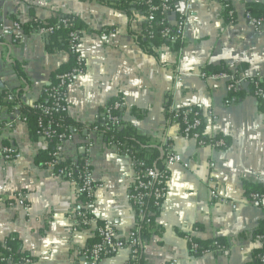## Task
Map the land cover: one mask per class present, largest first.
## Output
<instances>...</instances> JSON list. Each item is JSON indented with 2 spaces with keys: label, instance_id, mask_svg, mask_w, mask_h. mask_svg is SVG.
Wrapping results in <instances>:
<instances>
[{
  "label": "crops",
  "instance_id": "1",
  "mask_svg": "<svg viewBox=\"0 0 264 264\" xmlns=\"http://www.w3.org/2000/svg\"><path fill=\"white\" fill-rule=\"evenodd\" d=\"M244 3L264 6V0H229L231 22L214 0H178L168 22L183 20L182 40L177 49L164 41L152 56L136 43L144 22L134 8L129 20L125 12L96 0H0V149L12 147L20 155L11 162L0 157V244L17 238L30 264H90L77 257L96 241L95 227L75 224L82 199L69 181L36 160L46 152H57L62 162L80 160L86 143L91 177L99 185L89 209L96 225L109 221L125 237L145 222L147 237L139 242L135 264H254L263 248L254 237L264 220V197L253 201L246 188L264 189V108L251 95H228L222 80L200 77L210 66L264 73V32L247 25ZM57 15L75 17L83 25L78 54L84 75L68 84L64 111L87 131L61 143L36 137L28 124L12 122L3 100L9 91L18 94L24 107L38 102L43 88L68 63L67 50L49 52L48 38H12L13 21L23 25ZM112 100L121 102V125L158 149V161L163 140L170 137L172 149L188 165L170 170L161 208L147 214L151 223L138 217L127 200L135 180L131 162L90 130ZM188 106L201 112L203 136L223 137L225 149L200 147L181 136L168 113ZM214 188L222 202L211 198ZM16 192L27 193V211L14 199ZM188 236L200 243L221 241L226 249L192 256ZM96 264L132 263L125 249Z\"/></svg>",
  "mask_w": 264,
  "mask_h": 264
},
{
  "label": "built area",
  "instance_id": "2",
  "mask_svg": "<svg viewBox=\"0 0 264 264\" xmlns=\"http://www.w3.org/2000/svg\"><path fill=\"white\" fill-rule=\"evenodd\" d=\"M223 6L224 3H229V0H214ZM242 2L243 0H236ZM178 0H139L136 7H140L141 17L143 18V28L140 37L147 42L154 39V24L162 28L160 38L169 43L177 44L183 37V20L179 18L174 25L168 22V16L173 13V8ZM224 7V6H223ZM229 21H234V12L232 10L227 12ZM244 20L248 26L255 31L264 32V16L262 18H254L250 13L244 10ZM38 21V20H35ZM42 25L38 28L36 33L31 35L49 37L53 32L64 27L71 29L69 33L70 54H76L75 66L66 73L58 74L54 77V81L43 88L41 98L38 102L31 104V108L36 112V126L34 135L46 141L58 143L70 142L81 132L86 133L85 128H76L61 121V111L64 110V102L66 98L68 84L77 77L84 75V64L78 54V47L81 40L82 32L74 28L73 18H62L55 26L46 27L44 21H38ZM12 38L16 42L24 39L23 25L20 22H12ZM202 79L222 80L225 82L226 92L228 95H236L242 90L252 88L251 96L260 104L264 103V73H257L254 75H247L242 69L233 67L226 69L225 72L207 74L205 71L201 72ZM3 100L6 103H13L14 94L6 91L3 93ZM121 109V102L119 100H112L102 108L100 117L95 125L90 126L92 132L100 133L103 137L111 128H118L121 125L120 117L115 113ZM22 105L14 104L11 107L12 122H21L28 124V118L23 114ZM170 120L173 124L178 125L180 134L184 139L194 140L198 146H211L215 149H225L226 142L223 138L214 139L216 137L207 138L203 140V133L199 134L197 130L203 125V117L199 110L188 106L181 109H176L171 112ZM101 129V132L98 130ZM105 138V137H104ZM110 146H114L120 153L129 159L135 171V180L133 187L127 195V200L138 212V217L142 216L149 199H151L152 207L157 212L163 201L166 198V188L169 180V172L176 166L187 169L188 165L183 161L182 157L172 149L171 138L165 137L163 140V149L160 157V167H146L142 162L137 160L123 144L115 141L106 140ZM89 145L82 146V157L80 160H71L66 166L56 169V165L62 162L57 152L51 153V159L45 166L52 171V173L64 180L69 181L76 189L77 195L82 199V204L75 212V224L77 227L92 228L95 227L96 241L87 248L79 250L77 257L87 260L90 264H96L100 260L115 256L122 250L129 251L130 263L135 264L138 259V245L139 241L136 236L137 231L129 232L125 237L117 235L114 226L105 221L100 225H96L95 219L91 215L89 209L99 185H97L91 177V162L89 157ZM0 157L7 162H11L20 157L19 153L12 147H3L0 149ZM27 193L16 192L14 199L18 204L22 205L25 211L27 207ZM210 196L215 201H220L217 195V190L214 188L210 191ZM251 200L258 201L261 196L254 193L250 195ZM257 242L264 247V236H255ZM188 248L192 256H201L211 253L223 252L226 248L220 245L218 241H213L206 249H200V246L191 237L186 238ZM255 261L259 264H264V254H257ZM10 264L9 258H1L0 263ZM29 258H23L20 264H30ZM167 264H179L176 260H171Z\"/></svg>",
  "mask_w": 264,
  "mask_h": 264
},
{
  "label": "trees",
  "instance_id": "3",
  "mask_svg": "<svg viewBox=\"0 0 264 264\" xmlns=\"http://www.w3.org/2000/svg\"><path fill=\"white\" fill-rule=\"evenodd\" d=\"M137 1L139 0H120L118 2H109V1H105V0H96V2L100 5H104V6H109V7H113L116 8L118 10H121L123 12H125L129 18V20L132 17V12L130 11V8H134L137 11H139V13H141V9L140 7H136ZM132 4V6H131ZM224 12H225V17L227 16V12L232 10V8L230 7L229 3H224ZM244 7L245 10L248 11L250 13V15L254 18H262L264 16V6L261 4H250V3H244ZM66 17H70L74 19V28L81 31L82 32V27L83 25L75 18L72 16H68V15H57L54 18H51L50 20L44 21L46 23V27H50V26H55L58 21L62 18H66ZM42 25L40 24V22L35 21V20H30L29 22H26L23 24V32L25 34V36H30L32 33H36L38 28L41 27ZM154 39L151 42H147L145 40H143V38L138 37L136 39V43L137 45L141 48V50L147 54V55H152L154 56V51L153 49L155 47L160 46L162 43H164V41L160 38V32L162 30V28L156 24H154ZM71 32V29H67L64 27H60L58 29H56L52 35H50L48 37V44H47V48L49 50V52H52L54 49L57 50H67L69 52L70 49V44H69V33ZM149 43H151V45H149ZM178 48V44H176L175 49ZM70 54V53H69ZM76 54H70V58L68 63L61 67V69H59V71H57V74H62V73H66L69 72L76 63ZM205 72L207 74H215V73H220V72H225L226 68L222 67V66H217V67H207L204 69ZM15 71L18 77L22 78L23 74L22 72L18 69L17 66H15ZM54 75L52 77V82L54 81V77L56 76ZM252 93V88H248L246 91L242 90L240 92H238L236 94V96H238L239 99H242L245 95H251ZM4 97V96H3ZM14 102L11 103H6L4 102V105H6L9 109H11V107L14 104H19V98H18V94H14ZM264 108V103L260 104V109ZM23 114L26 115V117L28 118V127L30 129L31 132H34L35 130V126H36V112H34L31 108L29 107H24L22 106V110ZM118 117L120 116V110L117 111L115 113ZM171 115L168 113V117H170ZM61 121L65 124H69L73 127L76 128H81L80 125L75 124L73 122H71L67 116L65 111H61ZM203 126V125H202ZM202 126L197 130V132L199 134L202 133ZM98 132H101V129L98 130ZM105 140L109 141H115L116 143H120L124 145V148H126L132 155H134V157L139 160L140 162H142L146 167H153L155 166L156 168L160 167V161L157 160V157L159 152L158 149L156 148H152L149 147L146 144V141L144 139H142L141 137L137 136V134L130 129L127 126H123L120 125L118 128H111V130L109 132H106L104 134ZM219 138H223L220 136H217L216 139ZM224 139V138H223ZM203 140L206 142L207 138L203 137ZM226 140V139H224ZM226 142V141H225ZM53 143H56V141H53ZM228 146V145H227ZM148 154H151V156L149 157ZM51 159V152L49 153H41L39 154V156L37 157V163H41V164H46L47 162H49V160ZM70 162H60L56 165V169H59L63 166L68 165ZM246 193L249 194H258L261 196V199L264 197V189L258 187V186H253L250 187L247 185L246 188ZM154 208L152 207L151 204V199L148 200L145 208L143 209V213H142V217L144 218V221L147 222V220H151L150 217H148V212L153 211ZM145 222H139V230L136 233V236L138 238V241L141 242L140 240L144 239L147 237V234L144 231V224ZM151 223V221H150ZM255 236H264V220L261 221L259 223V226L255 232ZM195 242L200 246V249H206L210 243H200L198 241L195 240ZM220 245H224L223 242L218 241ZM138 250H139V245H138ZM258 254H264V247L258 251ZM28 257V255L24 252H22L19 248V241L17 238L15 237H8L6 238L2 244H0V259L1 258H9L10 260V264H20L21 260L23 258ZM0 264H6L4 262L0 263ZM254 264H259L258 261H255Z\"/></svg>",
  "mask_w": 264,
  "mask_h": 264
},
{
  "label": "water",
  "instance_id": "4",
  "mask_svg": "<svg viewBox=\"0 0 264 264\" xmlns=\"http://www.w3.org/2000/svg\"><path fill=\"white\" fill-rule=\"evenodd\" d=\"M44 38H48L47 36H45Z\"/></svg>",
  "mask_w": 264,
  "mask_h": 264
}]
</instances>
